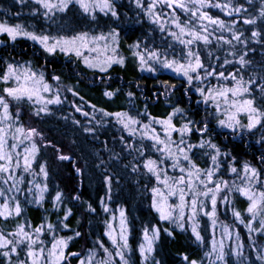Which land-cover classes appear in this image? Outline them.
I'll list each match as a JSON object with an SVG mask.
<instances>
[{"label":"snow or ice","instance_id":"6c2138e0","mask_svg":"<svg viewBox=\"0 0 264 264\" xmlns=\"http://www.w3.org/2000/svg\"><path fill=\"white\" fill-rule=\"evenodd\" d=\"M17 2L22 6L26 4V0ZM32 2L35 7L31 16L56 25V34H52L50 28L37 30L31 24L0 19V36H6L12 42L31 40L49 55L59 52L75 56L87 68L98 70L101 80L107 77L113 65L127 64L128 57L120 53L118 28H109L106 33L72 29L63 34V25L55 20L57 13H67L74 6H78L80 12L93 21L97 11L119 20L118 0ZM135 6L139 10L137 16H145L153 31L160 33L161 39L160 44L155 43L153 33L148 32L128 45L137 70L156 74L151 77L156 80L165 71L173 73L174 78L182 80L184 95L189 100L192 99L189 93L199 95L196 103L206 106V115L199 121L193 120L189 109L181 107L179 101L171 100L177 90L176 85L160 81L159 87L163 92L153 93V96L156 102L160 95L164 96L166 105L171 109L165 116L151 114L148 97H144V111L140 112L136 108V93L128 91V107L136 111L135 115L132 111L112 112L104 108L96 109V105H92L95 110L92 119L87 125H82V131L96 139L99 136L96 126L102 128L105 123L114 121L113 126H118L120 135L112 138L113 147L107 148L108 141H101L110 153L108 162H122L131 156L132 160L123 167L130 166L133 174L154 180L153 186L147 190L151 193V207L159 219L171 222L181 231H190L196 241L203 243L205 236L201 234L200 217H207L211 241L210 250L204 256L209 264H227L231 255L243 258V264H253L252 253L245 256V242L239 230L219 220L218 205L224 206L227 211L230 205H234L233 194L246 198L244 214L249 216L247 223L241 211L234 206L232 215L239 223L245 224L249 238L254 234L264 235V155L259 157L261 167L245 161L238 168L236 157L207 134L212 120L219 127L231 130V136L240 139L255 131L264 133V61L257 66L248 58L249 53L256 51L249 46L252 41L264 45V0H259V7L254 0L235 4L233 0L226 3L219 0H135ZM249 7L255 12L251 17L247 15ZM209 9H222L232 19L226 22L219 16L214 17ZM14 15L19 17L20 13ZM241 23L253 26L249 29L250 35L246 36L236 27ZM4 43L6 41L0 40V44ZM213 48L224 54L217 55ZM136 87L140 85L136 84ZM62 88L83 100L75 85H63L61 75H51L44 67H33L31 61L20 62L10 58L0 71V218L5 222L25 214L21 199L25 205L42 206L45 202L49 192V171L47 161L38 159L42 148L56 150L59 160L72 159L60 153L41 130L34 126L26 127L21 119L25 115L37 120L54 116L56 106H62L67 99ZM119 94L120 89L105 90L103 93L109 99ZM75 112L85 117L89 115L82 106H76ZM97 113L100 119H96ZM73 122L77 125L81 123L80 120ZM194 132L200 135L196 143L191 142ZM261 141H264V134ZM117 144L120 151L115 150ZM200 151H204L207 157L204 167L193 159ZM108 162L101 160V165ZM226 164L228 167H224ZM227 172L236 175L240 183L225 180L222 173ZM25 174H30L31 178ZM38 176L43 177L40 183L36 182ZM104 180L108 191L106 197L100 200V205L102 211L109 214V219L104 221L103 235L110 241V246L98 237L93 247L86 249V254L73 252L69 255L77 258L79 264H132L129 242L132 225L123 206L113 211L106 202L112 199L114 176L106 175ZM173 198L175 203L170 202ZM73 199L79 201V194ZM63 200L64 193L57 190L52 197V206L57 211H63V216L57 217V224L45 219L32 226L25 220L17 223L10 232L0 229V257L6 264H13L14 258L15 264H66L68 241L82 234L75 229L74 236L57 234L58 227H69L67 221L73 215L72 208L64 207ZM88 211L95 213L97 210L89 203ZM163 231L170 237L174 235L168 229ZM45 233L51 234L50 247L41 239ZM160 233L161 228L156 225L142 228L138 252L143 264H160L154 255ZM249 247L256 249V264H264V248H257L254 241ZM183 260L186 264H204L203 260L189 259L186 253Z\"/></svg>","mask_w":264,"mask_h":264},{"label":"trees","instance_id":"16d2710c","mask_svg":"<svg viewBox=\"0 0 264 264\" xmlns=\"http://www.w3.org/2000/svg\"><path fill=\"white\" fill-rule=\"evenodd\" d=\"M219 2L226 3L227 0H219ZM233 3H244V0H233ZM254 3L259 7V0H254ZM33 7L35 5L32 0H26V4L23 6L17 0H0V19H7L10 23L31 24L37 30L50 28L51 33L56 34V25H50L41 18L31 16ZM116 7L120 12L119 20L110 16L106 17L103 13L97 11L96 19L93 21L90 17L82 14L78 6L72 7L67 13H57L55 17L57 24H62L65 29L63 34H68L72 29L96 33L101 31L106 33L109 28L119 29L120 53L128 57V62L125 66L113 65L107 74V77H111V79L105 77L101 80V74L98 70L87 68L75 56L69 57L59 52L49 55L44 53L31 40L18 39L12 42L6 36H0V40L6 41V43L0 44V71L3 70L5 63L10 58L20 62L31 61L33 67H44L46 72L51 75H61L62 84L68 87L75 85V90L83 97V100L73 97L70 92L62 88L67 99L62 106H56L54 116L40 120L30 118L28 115L22 116L21 119L24 124L25 119L29 118L34 127L41 130L56 145V149H59L60 153L71 156L72 159L59 160L57 159L59 153L56 150L51 147L42 148L38 159L47 161L49 171L47 179L49 192L46 193L45 202L42 206L31 203L25 205L23 199H21L25 214L16 220H9L8 222L0 218V229L10 232L17 223H23L25 220L32 226L40 224L45 219L57 224V217H62L63 211H57L53 208L52 197L59 190L64 193V207L72 208L73 215L67 221L69 227L64 229L58 227L56 230L57 234L65 237L74 236V229L82 234L80 237H74L68 241L66 253L79 252L84 255L86 254V249L93 247V242L98 237L103 239L106 245L110 246V241L103 235L104 221L109 219V214L102 211L100 200L106 197L108 191L104 177L113 175L112 199L106 202L113 211H118L121 206L127 211L132 225V234L129 238L132 247L130 254L132 264H143L138 252V244L142 240V228L152 225L161 228L160 239L156 242L157 251L154 253L155 259L160 261V264H186L183 260V254L185 253L189 259L203 260L204 264H209L208 258L204 256V253L210 250L211 241L208 218L200 217L201 234L205 236L203 243L196 241L190 231H181L171 222L160 220L155 209L151 207V193L147 190L153 186L154 180L133 174L130 166L128 168L123 167L124 164H128L132 160L131 156H127L122 162H108L110 153L105 150V145L101 141L107 140V148L113 147L112 138L120 135L118 126H113L114 121L105 123L102 128L97 125L99 136L96 139L82 131V125H87L88 121L92 119V114L95 111L92 105H96V109L104 108L112 112L119 110L132 111V114L135 115L136 111L130 110L128 107L126 95L128 91L136 93V108L140 112L144 111V97H148V110L151 114L157 117L165 116L171 109L166 105L164 96L160 95L158 102L153 96V93L163 92V89L159 87L160 81H168L176 85L177 90L171 100L172 102L179 101L181 107L189 109V115L193 120L199 121L206 115V106L202 103H196L199 100V95L189 93L192 96V99L189 100L184 95L182 80L174 78L173 73L165 71L156 80L151 78L156 74L141 73L137 70L135 63L131 59L128 45L148 32H152L155 37V43L160 44V33L153 31L145 16L142 14L137 16L139 10L135 6V0H118ZM245 7L248 6L245 5ZM209 11L212 16H219L226 22L232 19L222 9H209ZM17 12L20 13L19 17L14 15ZM247 15L249 17L255 15L254 10L249 7ZM236 27L244 31L246 36L250 35L249 29L253 28L251 25H243L242 23ZM249 46L255 48L256 51L254 54L249 53L248 58L259 66L264 61V45L252 41ZM212 50L217 55L224 54L216 48ZM177 51H179V47ZM224 51H227V49ZM201 54L203 55V53ZM228 58L232 59L231 56ZM45 61H47L46 64ZM136 84H139L140 87L137 88ZM115 89H120L118 96L109 99L103 95L105 90ZM85 101L90 103L86 104ZM76 106H82L89 115L85 117L82 113L75 112ZM61 117H67V119H62ZM96 119H100L98 113L96 114ZM241 119L246 122L243 116H241ZM74 120H80L81 123L77 125L73 122ZM176 122L179 123V121ZM230 131L219 127L215 120H212L209 124L207 136L213 137L214 142L219 144L222 149L227 150L236 157L238 168L245 161L261 167L259 157L264 155V141H261V135L264 133L255 131L254 134H245V137L240 139L239 137L231 136ZM199 138V133L194 132L191 136V142L196 143ZM115 150L120 151L118 144L115 146ZM204 151H200L193 156V159L202 167L206 166L205 161L207 159ZM101 160L108 163L101 165ZM224 167H228V165L226 164ZM77 169L82 171L78 172ZM222 174L225 180H236L237 183H240L238 177L231 172ZM25 175L29 179L31 178L30 174ZM42 181L43 177L38 176L36 178L37 183ZM77 194L80 196L79 201L73 199ZM233 195L234 205H230L227 211H225L224 206L218 205V217L220 221L239 230L240 236L245 242V256L252 253L251 260L253 264H256V249L249 247V245L254 241L257 244V248H264V235L254 234L251 238L248 237V229L245 224L239 223L232 215V207L234 206L241 211L243 219L247 223L249 216L244 214L247 200L239 195ZM170 202L175 203V198ZM89 203L96 208L97 211L95 213L88 211ZM164 229H168L174 235L170 237L167 232L163 231ZM217 235H219V228H217ZM41 239L45 240L46 245L50 247L51 234L45 233ZM0 264H6L2 257H0ZM13 264H15V258ZM66 264H79V261L77 258L67 255ZM227 264H243V258L231 255L228 257Z\"/></svg>","mask_w":264,"mask_h":264},{"label":"rangeland","instance_id":"374dc122","mask_svg":"<svg viewBox=\"0 0 264 264\" xmlns=\"http://www.w3.org/2000/svg\"><path fill=\"white\" fill-rule=\"evenodd\" d=\"M25 126L27 127V126H34V125H33L32 121L29 120V118L28 119L26 118L25 119ZM69 254H68V252L66 253V250H65L66 257H67V255L69 256Z\"/></svg>","mask_w":264,"mask_h":264}]
</instances>
